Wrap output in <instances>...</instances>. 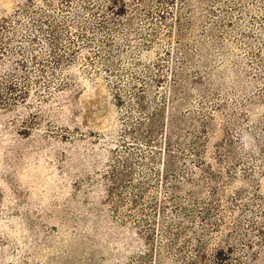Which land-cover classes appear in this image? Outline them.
<instances>
[{
  "label": "rangeland",
  "instance_id": "374dc122",
  "mask_svg": "<svg viewBox=\"0 0 264 264\" xmlns=\"http://www.w3.org/2000/svg\"><path fill=\"white\" fill-rule=\"evenodd\" d=\"M207 163L263 224L264 0H0V264H179Z\"/></svg>",
  "mask_w": 264,
  "mask_h": 264
},
{
  "label": "trees",
  "instance_id": "16d2710c",
  "mask_svg": "<svg viewBox=\"0 0 264 264\" xmlns=\"http://www.w3.org/2000/svg\"><path fill=\"white\" fill-rule=\"evenodd\" d=\"M192 6H194V4ZM125 8L126 3L122 2L120 4L121 11ZM164 14L165 12L162 10V14L160 15L163 16ZM204 49H206V57H208L207 46H204ZM188 95L189 90L184 88L181 96H178L179 98L175 100L176 103L180 105L187 103ZM175 101L173 103H175ZM202 125L205 127L206 124L202 122ZM195 150V155L202 158L204 150H202L201 147H196ZM206 152L207 151H205V153ZM168 156H171L169 151ZM200 170L203 172L201 178H195V176H193L194 172H191L190 178L186 180L187 183L193 185V188L190 191H185V196L177 198L178 206H180L178 218H186L188 224H186L185 221L178 220V222L173 225V229L176 231H167L172 237L174 244L175 242L184 243L180 251H191L189 255L181 259L179 264H245L246 259L250 256L249 254L254 253L255 246L258 245L259 247L260 244L264 242V215L262 216L263 224L259 225V223H255L254 220H249L251 229L242 234L241 220L237 219L233 223V226L230 224V214L228 207L224 203L227 197L228 182L223 172L220 170L214 171L208 163L206 167H200ZM172 188L174 191L182 190V186H173ZM205 189L211 191H209V198L204 201L206 198H204L206 194V191H204ZM240 196L241 194L237 193L235 198L237 199ZM188 200L191 202V207L185 205V202ZM244 205L245 208L242 211L245 212L243 215L254 210L253 202H246ZM196 218L203 221L202 230H197L191 226ZM226 228L228 231L224 233V229ZM215 234H219L223 244H218L220 246L213 248L214 246H212V244L216 243L217 238ZM241 235L246 237V243L244 244L245 250L239 252L237 251L236 244ZM246 252L249 254L244 255ZM166 259L168 261H176L174 256H167ZM163 261L164 260L160 258L159 264H163Z\"/></svg>",
  "mask_w": 264,
  "mask_h": 264
}]
</instances>
